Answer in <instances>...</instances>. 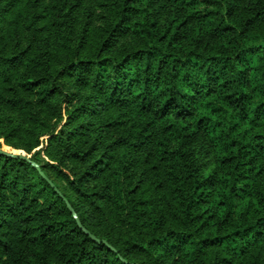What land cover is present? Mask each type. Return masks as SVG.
Segmentation results:
<instances>
[{
  "label": "trees",
  "instance_id": "1",
  "mask_svg": "<svg viewBox=\"0 0 264 264\" xmlns=\"http://www.w3.org/2000/svg\"><path fill=\"white\" fill-rule=\"evenodd\" d=\"M0 141L115 250L0 155V264H264V0H0Z\"/></svg>",
  "mask_w": 264,
  "mask_h": 264
},
{
  "label": "water",
  "instance_id": "2",
  "mask_svg": "<svg viewBox=\"0 0 264 264\" xmlns=\"http://www.w3.org/2000/svg\"><path fill=\"white\" fill-rule=\"evenodd\" d=\"M0 155L5 156V157H7V158L24 160V161H26V162L32 164V165H33V166H34V167L40 172L41 176H42L45 180L48 181V183L51 185V187H52L53 189H55V191H56L58 194L61 195L60 191H58L57 188H56V186L53 184V182H52L51 180H49V179L45 176V174L41 171L40 167H39L36 163L32 162L31 159H30L28 156H26L24 153H20V152H14V153H12V152H8V151H5V150H3V149L0 148ZM61 197H62L63 200L66 202L67 207H68L69 211L72 213V215H73L74 219L76 220V222H77L79 228H80V229H81L86 235H88L90 238H92L97 244H103V245L107 246L110 250L115 251L114 248H113L112 246H110L106 241L98 240L94 235H92L88 230H86V229L84 228V226L82 225V223L80 222V220H79V218H78V216H77L75 210L72 208V206H71L70 203L67 201V199L64 198V196H62V195H61Z\"/></svg>",
  "mask_w": 264,
  "mask_h": 264
},
{
  "label": "rangeland",
  "instance_id": "3",
  "mask_svg": "<svg viewBox=\"0 0 264 264\" xmlns=\"http://www.w3.org/2000/svg\"><path fill=\"white\" fill-rule=\"evenodd\" d=\"M98 2H99V1H97V3H98ZM98 12H99V11L96 10V13H98ZM95 25H97V23H95ZM0 148L3 149V150H5V151L12 152V153H14V152H20V153H24V154L26 153L25 151H22V150H15V149H13V148H10V147L5 146L3 141H0ZM57 183H58V182H57ZM58 185L61 186V183H58Z\"/></svg>",
  "mask_w": 264,
  "mask_h": 264
}]
</instances>
